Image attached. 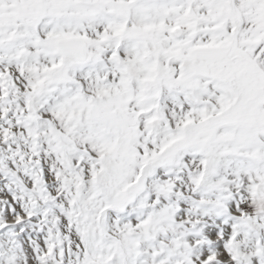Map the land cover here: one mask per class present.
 Listing matches in <instances>:
<instances>
[{
  "label": "snow or ice",
  "instance_id": "6c2138e0",
  "mask_svg": "<svg viewBox=\"0 0 264 264\" xmlns=\"http://www.w3.org/2000/svg\"><path fill=\"white\" fill-rule=\"evenodd\" d=\"M0 264H264V0H0Z\"/></svg>",
  "mask_w": 264,
  "mask_h": 264
}]
</instances>
